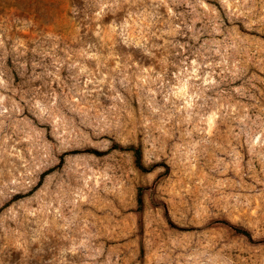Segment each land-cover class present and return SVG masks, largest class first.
<instances>
[{
  "label": "rangeland",
  "instance_id": "374dc122",
  "mask_svg": "<svg viewBox=\"0 0 264 264\" xmlns=\"http://www.w3.org/2000/svg\"><path fill=\"white\" fill-rule=\"evenodd\" d=\"M0 264H264V0H0Z\"/></svg>",
  "mask_w": 264,
  "mask_h": 264
},
{
  "label": "trees",
  "instance_id": "16d2710c",
  "mask_svg": "<svg viewBox=\"0 0 264 264\" xmlns=\"http://www.w3.org/2000/svg\"><path fill=\"white\" fill-rule=\"evenodd\" d=\"M133 150V154L135 157V162L136 165L141 168L144 169V165H143V157H142V148L141 147H132L131 148ZM228 223V222H227ZM229 224V223H228ZM231 225V224H230ZM239 233H242L248 237H251V232L243 227H239V226H233Z\"/></svg>",
  "mask_w": 264,
  "mask_h": 264
}]
</instances>
